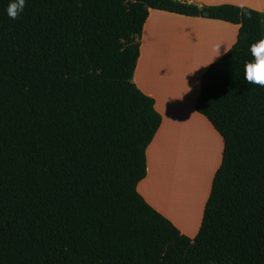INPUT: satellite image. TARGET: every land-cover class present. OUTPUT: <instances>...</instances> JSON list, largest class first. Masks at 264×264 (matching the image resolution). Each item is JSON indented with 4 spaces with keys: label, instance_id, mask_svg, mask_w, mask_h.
Here are the masks:
<instances>
[{
    "label": "trees",
    "instance_id": "trees-1",
    "mask_svg": "<svg viewBox=\"0 0 264 264\" xmlns=\"http://www.w3.org/2000/svg\"><path fill=\"white\" fill-rule=\"evenodd\" d=\"M0 0V264H264V13L175 0ZM239 26L195 111L223 142L197 235L138 194L161 125L132 82L149 11Z\"/></svg>",
    "mask_w": 264,
    "mask_h": 264
},
{
    "label": "crops",
    "instance_id": "crops-1",
    "mask_svg": "<svg viewBox=\"0 0 264 264\" xmlns=\"http://www.w3.org/2000/svg\"><path fill=\"white\" fill-rule=\"evenodd\" d=\"M175 1L198 7L232 5L264 13V0ZM238 29L239 26L221 21L150 10L140 38V56L132 82L145 96L153 99L161 125L146 150V177L138 184L137 192L182 235L191 239L201 226L211 182L221 163V156L217 161L214 150L218 141L223 149L219 134L195 111L200 79L206 69L234 45ZM176 52L180 54L181 65L188 68L181 84L171 82L170 75H167V66L176 63ZM197 123L205 127L208 139L202 146L209 160H212L211 165L215 164L203 188L200 184L201 173H195L191 162L183 171L178 169L172 172L170 168L165 172L163 169V163L168 158L179 154L182 144H189L191 151L188 156H195L197 151L193 150L192 145H197V141H194L196 138L191 132H194ZM192 125H195L194 128ZM202 140L198 141L199 144H202ZM159 189L165 194H161ZM167 202L168 205H165Z\"/></svg>",
    "mask_w": 264,
    "mask_h": 264
},
{
    "label": "rangeland",
    "instance_id": "rangeland-1",
    "mask_svg": "<svg viewBox=\"0 0 264 264\" xmlns=\"http://www.w3.org/2000/svg\"><path fill=\"white\" fill-rule=\"evenodd\" d=\"M181 50L184 51V49H181ZM175 54L178 55L177 56V59L179 60L180 59V54L179 53H175ZM193 60H194V58H193ZM168 70H169L168 73H170L172 71L170 69H168ZM193 126H195V125H192V128H194ZM204 128L205 127H203L200 124L198 125V123H197L196 124V127L193 129L194 132H195L193 135L196 138L194 141H197V142H195V143H197V145H195V144L192 145L193 146V150L194 151H197L196 154H195V156H193V157L188 156L189 151L185 148V144H182L183 147L178 150V153L179 154L176 155V156L175 155L172 156V159L171 158H168L167 160H169V161L166 160L163 163V169H164L165 172L168 171V170H170V168H171V170H173L172 172H174V171H176L178 169L180 171H183V170H185V166L188 167L189 164H190V162H191V165L193 163L194 164L193 168H194L195 173L196 174L198 173L199 175L201 173L200 182H201L202 188H203L204 184L206 186V184H207L206 181H207V178H208V176L210 174L211 168H214V165H215V164L213 165V163L211 165L212 160H209L208 154L205 153V149L202 146L203 143H205V140L208 139V136H207ZM196 133L198 135H196ZM202 138H203V140H202ZM200 140H202V144L201 143L199 144L198 141H200ZM218 142H217V146L214 147L215 156H216V160L217 161H218V158L221 156V152H222V146L220 144L221 142L220 141H218ZM220 148H221V150H220ZM200 158L202 159V162L203 163H200V161H201Z\"/></svg>",
    "mask_w": 264,
    "mask_h": 264
},
{
    "label": "clouds",
    "instance_id": "clouds-1",
    "mask_svg": "<svg viewBox=\"0 0 264 264\" xmlns=\"http://www.w3.org/2000/svg\"><path fill=\"white\" fill-rule=\"evenodd\" d=\"M24 6L25 0H9L6 13L10 19L15 20L23 12ZM249 52L252 59L245 61L242 67L243 79L249 85L264 87V37L252 43ZM188 89L191 90L189 87Z\"/></svg>",
    "mask_w": 264,
    "mask_h": 264
},
{
    "label": "bare ground",
    "instance_id": "bare-ground-1",
    "mask_svg": "<svg viewBox=\"0 0 264 264\" xmlns=\"http://www.w3.org/2000/svg\"><path fill=\"white\" fill-rule=\"evenodd\" d=\"M177 53V52H176ZM176 61V63H175V65L173 66H167V67H169V68H167V69H170V70H172L170 73H168L167 75H170V81L171 82H176L177 84L179 83V84H181V82H183V79H182V77L183 76H185L186 75V73H187V69L188 68H186L185 67V65H181V64H183L182 63V61L179 59H175ZM171 64V63H170ZM174 69V70H173ZM176 69V70H175ZM169 71V70H168ZM154 73V72H153ZM167 77V76H166ZM197 132V131H196ZM192 133V135L195 133V132H191ZM191 135V134H190ZM196 135H198L197 133H196ZM201 138V137H200ZM187 141V140H186ZM185 142V141H184ZM183 147V146H182ZM185 147H187L188 149V151H191V147H190V145L189 144H185ZM199 160V159H198ZM200 163H203L202 162V159L200 158ZM204 161V160H203ZM200 184H201V182H200ZM159 191H160V193L161 194H165L162 190H160L159 189ZM166 197V196H165ZM165 205H168V202H167V204H165ZM169 205H171V204H169ZM168 207V206H167ZM170 207V206H169Z\"/></svg>",
    "mask_w": 264,
    "mask_h": 264
}]
</instances>
